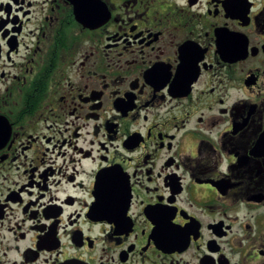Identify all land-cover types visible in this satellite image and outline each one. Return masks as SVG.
<instances>
[{"label": "flooded vegetation", "instance_id": "obj_1", "mask_svg": "<svg viewBox=\"0 0 264 264\" xmlns=\"http://www.w3.org/2000/svg\"><path fill=\"white\" fill-rule=\"evenodd\" d=\"M264 264V0H0V264Z\"/></svg>", "mask_w": 264, "mask_h": 264}, {"label": "water", "instance_id": "obj_2", "mask_svg": "<svg viewBox=\"0 0 264 264\" xmlns=\"http://www.w3.org/2000/svg\"><path fill=\"white\" fill-rule=\"evenodd\" d=\"M67 264H73V263H67Z\"/></svg>", "mask_w": 264, "mask_h": 264}]
</instances>
